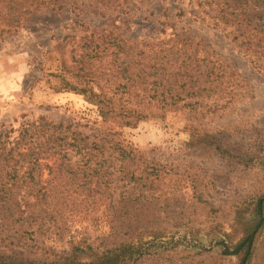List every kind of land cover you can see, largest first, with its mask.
Instances as JSON below:
<instances>
[{
  "label": "trees",
  "instance_id": "1",
  "mask_svg": "<svg viewBox=\"0 0 264 264\" xmlns=\"http://www.w3.org/2000/svg\"><path fill=\"white\" fill-rule=\"evenodd\" d=\"M126 1L0 0V40L41 9L88 5L115 11ZM199 4L206 5V24L226 31L264 74V0ZM117 22L123 21L114 17L90 28L77 21L82 33L65 35L53 48L59 56L58 72L50 74L53 89L79 95L94 108L93 134L45 116L0 132V264L166 262L162 253L171 249L166 245L175 244L167 237V221L181 214L184 204L164 188L171 166L150 161L127 141L123 131L140 122L186 110V147L251 160L201 129L202 119L226 113L245 97L248 82L241 74L203 49L200 40L176 32L167 10L160 21L162 38H127ZM261 165L264 169V161ZM81 214L94 215L107 233L75 238L73 222ZM232 228L218 242L220 255L249 264L264 228V194L242 203ZM147 230L150 239L142 241L141 231Z\"/></svg>",
  "mask_w": 264,
  "mask_h": 264
},
{
  "label": "rangeland",
  "instance_id": "2",
  "mask_svg": "<svg viewBox=\"0 0 264 264\" xmlns=\"http://www.w3.org/2000/svg\"><path fill=\"white\" fill-rule=\"evenodd\" d=\"M201 2L127 0L115 11L88 5L75 11L69 5L61 11L41 9L15 33L0 40V132L16 130L22 120L45 116L94 133V108L79 95L55 92V79L50 75L59 69V56L53 50L57 42L67 34L82 33L77 21L99 28L107 19L120 17L123 22L117 24L127 38L148 40L163 37L160 21L167 10L176 32L200 40L203 49L225 60L248 82L242 101L226 113L202 119L201 129L230 149L242 150L251 160L226 159L213 150L186 147V110L168 113L164 120L143 121L123 131L127 141L150 161L171 166L164 188L172 192L176 202L184 204L183 212L167 221V237L172 236L175 244L166 245L171 248L162 253L168 256L166 262L149 260L143 264H235L234 258L220 255L218 242L223 234L232 232V220L242 203L264 194V74L254 70L226 31L206 24V5L201 7ZM244 213L241 210V215ZM73 224L72 233L77 239L86 236L92 240L107 233V226L92 214L78 215ZM149 232L141 231L142 241L150 239L145 235ZM55 249H61V244ZM249 264H264V228L256 237Z\"/></svg>",
  "mask_w": 264,
  "mask_h": 264
}]
</instances>
